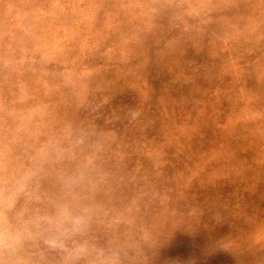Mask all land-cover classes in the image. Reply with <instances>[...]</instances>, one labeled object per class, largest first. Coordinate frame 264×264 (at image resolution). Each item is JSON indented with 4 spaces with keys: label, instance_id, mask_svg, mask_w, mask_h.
Wrapping results in <instances>:
<instances>
[{
    "label": "rangeland",
    "instance_id": "1",
    "mask_svg": "<svg viewBox=\"0 0 264 264\" xmlns=\"http://www.w3.org/2000/svg\"><path fill=\"white\" fill-rule=\"evenodd\" d=\"M0 264H264V0H0Z\"/></svg>",
    "mask_w": 264,
    "mask_h": 264
}]
</instances>
